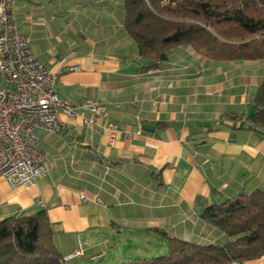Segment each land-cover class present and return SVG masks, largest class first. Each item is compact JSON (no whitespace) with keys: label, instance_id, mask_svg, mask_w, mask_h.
Segmentation results:
<instances>
[{"label":"crops","instance_id":"0c3cea01","mask_svg":"<svg viewBox=\"0 0 264 264\" xmlns=\"http://www.w3.org/2000/svg\"><path fill=\"white\" fill-rule=\"evenodd\" d=\"M124 16V0H17L20 31L77 109L60 133L37 130L49 171L36 185L0 176V222L46 210L65 264L148 260L169 238L224 245L201 211L264 191V128L230 121L255 112L264 60L215 62L181 46L152 67ZM87 100L104 107L97 119L79 108Z\"/></svg>","mask_w":264,"mask_h":264},{"label":"trees","instance_id":"16d2710c","mask_svg":"<svg viewBox=\"0 0 264 264\" xmlns=\"http://www.w3.org/2000/svg\"><path fill=\"white\" fill-rule=\"evenodd\" d=\"M124 28L156 67L181 46L215 62L264 60V0H124ZM239 128H264V78ZM202 219L231 238L224 245L168 239L166 254L121 264H248L264 256V191L213 204ZM0 264H65L46 210L0 222Z\"/></svg>","mask_w":264,"mask_h":264},{"label":"built area","instance_id":"2783aa9c","mask_svg":"<svg viewBox=\"0 0 264 264\" xmlns=\"http://www.w3.org/2000/svg\"><path fill=\"white\" fill-rule=\"evenodd\" d=\"M16 6L17 0H0V176L11 188L32 187L48 174L49 153L36 132L60 133L62 116L74 118L77 109L59 97L58 77L33 53L30 36L18 27ZM79 108L92 111L93 120L104 110L94 100ZM93 120L85 123L91 126ZM109 129L116 125L110 123Z\"/></svg>","mask_w":264,"mask_h":264},{"label":"rangeland","instance_id":"374dc122","mask_svg":"<svg viewBox=\"0 0 264 264\" xmlns=\"http://www.w3.org/2000/svg\"><path fill=\"white\" fill-rule=\"evenodd\" d=\"M255 111V110H254ZM253 111V112H254ZM154 248H156L157 247V250L159 251V253H156V254H154V255H152V257H148V258H155V257H159V256H162V255H164V254H166V252L165 253H161V247L158 245V243L157 244H154V246H153ZM152 252H154V249H152Z\"/></svg>","mask_w":264,"mask_h":264},{"label":"water","instance_id":"95a60500","mask_svg":"<svg viewBox=\"0 0 264 264\" xmlns=\"http://www.w3.org/2000/svg\"><path fill=\"white\" fill-rule=\"evenodd\" d=\"M152 127V125H144V129L149 130Z\"/></svg>","mask_w":264,"mask_h":264}]
</instances>
